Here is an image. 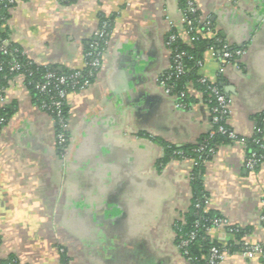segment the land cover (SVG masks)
I'll use <instances>...</instances> for the list:
<instances>
[{
	"label": "crops",
	"instance_id": "crops-1",
	"mask_svg": "<svg viewBox=\"0 0 264 264\" xmlns=\"http://www.w3.org/2000/svg\"><path fill=\"white\" fill-rule=\"evenodd\" d=\"M67 1V0H65ZM17 0L8 38L36 65L77 70L97 29L109 23L90 84L69 91L67 142L40 110L21 75L3 95L12 114L0 129V257L19 264H190L174 225L191 200L195 162L161 163L164 143H195L210 128L202 95L176 107L159 80L170 65L167 36L193 38L179 0ZM209 37L240 49L221 65L202 54L200 76L219 84L227 123L244 141L264 111V0H190ZM264 141V120L262 124ZM245 145V143H244ZM243 143L217 148L205 163V207L229 224L209 234L221 242L244 229L243 250L223 251L219 264H264V163L245 166ZM261 252H246V246Z\"/></svg>",
	"mask_w": 264,
	"mask_h": 264
},
{
	"label": "trees",
	"instance_id": "trees-1",
	"mask_svg": "<svg viewBox=\"0 0 264 264\" xmlns=\"http://www.w3.org/2000/svg\"><path fill=\"white\" fill-rule=\"evenodd\" d=\"M65 1V0H61ZM73 0H67L65 2H71ZM188 0H179L180 6L183 8L185 16L190 20V35L193 37L190 43H187L176 37L171 41L168 48L170 51V63L173 59V54L175 52H184L182 56V62L184 65L185 72L179 76L167 75L166 72L161 76V79L168 85H172V93L176 94L180 90L185 91L184 97H179L180 101L185 104V107L193 100L192 97L187 92V86H193L197 91L202 92V100L207 102L208 89L206 84H202L199 81V66L197 61L202 58L203 52L209 47H213L215 53L219 54L222 51V42L215 41V37H209L208 35H202L204 33L206 26L199 23L198 12H190L187 5ZM9 7L7 0H0V44L8 38V27L6 20L9 16ZM211 25V24H209ZM105 30L109 29V23L102 24ZM212 26V25H211ZM202 32V33H199ZM173 33V32H171ZM93 40V39H92ZM104 39H97L99 47L103 45ZM89 45V44H88ZM88 49V46H87ZM86 49V50H87ZM230 51L234 49L229 48ZM235 56L231 57L232 60ZM13 63L18 64V69H11ZM52 70L57 75H70L75 70L59 69L52 65H36L29 58H27L20 49L14 45L7 46V52L3 53L0 50V92L3 93L4 88L7 86L8 81L12 79L15 75L24 74V83L29 90L31 96L33 97L36 105L39 104L40 100L45 98L46 95H40L37 89L34 87V82L41 81L42 75L48 71ZM81 72L83 75H87L89 68L87 66L82 67ZM95 73L89 77L92 80ZM219 88L218 82L215 83ZM70 90L71 88L68 87ZM48 94L54 95L55 88L53 83L48 87ZM214 100L208 105H212ZM63 115L66 117L68 115V110L66 103L62 106ZM12 114V107L6 104L0 107V117L5 118V122L0 124L1 127L6 124L10 115ZM54 117V116H53ZM264 120V111L255 117V128L253 134L244 140L245 143V156L248 157L252 153L261 163L255 166L254 169L258 168L262 163H264V141L262 139V124ZM219 125H224L227 129L226 132L222 133L217 131ZM57 128V127H56ZM212 129L214 133L210 134L208 131L199 137L195 143L184 144L180 147L175 145L164 143V155L160 162L165 163L170 158H190L195 164L193 166L190 175V188H191V200L187 211L183 214V219L178 220L174 225L175 242L179 248L182 255L189 261L190 264H208V258L210 255V249L215 247L219 250H226L228 252H236L243 250L242 237L245 234L244 229L230 227L229 233L230 238L227 243L222 244L209 234V230L214 227L213 221L216 218L221 217L217 210H209L205 207V202L207 199V191L203 184V175L205 170V161L212 158L214 153L209 151V148L217 150L220 146L232 144L234 139L228 136V131L232 130L228 123H226L225 117L220 119L218 122L212 124ZM236 138L241 139L238 134ZM203 145L204 149L197 152V148ZM193 232V236L190 238V234ZM187 239V243L181 244L182 240ZM61 260L63 263L67 264V258L65 254L61 253ZM3 263L19 264L15 257H8L5 259H0Z\"/></svg>",
	"mask_w": 264,
	"mask_h": 264
},
{
	"label": "built area",
	"instance_id": "built-area-1",
	"mask_svg": "<svg viewBox=\"0 0 264 264\" xmlns=\"http://www.w3.org/2000/svg\"><path fill=\"white\" fill-rule=\"evenodd\" d=\"M17 2V0H7V3L10 5L9 9H11L14 4ZM188 9L190 12H195L196 8L193 5V3L188 0L187 2ZM7 22V20H6ZM185 22L187 25H190V20L186 18L185 16ZM199 23L204 24L206 26V29L202 35H211V28L209 27V24L206 21L198 20ZM106 32L104 29H97L94 35V39L89 42L88 49L85 52V66L89 68L87 75H83L80 69L75 70L70 75H57L54 71L48 70L42 75L41 81L34 82V87L37 89V92L40 95H46L45 98L41 99L37 107L42 110L43 112L49 114L55 124H56V133L55 137L58 142V144L64 148L66 142H67V128H68V120L67 116L65 117L63 115V109L62 106L66 102V97L69 91L74 89H81L86 86H88L91 82L89 79L90 76H92L99 68L100 62H99V56L101 54V48L98 45L97 39H105ZM177 37L174 33H169L167 36V46L170 45L171 41H173ZM215 41L219 42V38L215 37ZM209 50H214L213 47H209ZM0 50L3 53L7 52V45L3 42L0 44ZM169 51H171L169 49ZM242 53V50L235 49L234 51H230L229 47L226 44H222V51L221 53L217 54V57L219 61L221 62V65H224L228 61H236V58L239 57ZM184 55V52H175L173 54L172 62L170 63L168 69L166 70V74L171 76H179L185 72L184 65L182 62V56ZM235 56L232 60L231 57ZM197 65L199 68L202 65V59L197 61ZM11 69H18V64L13 63L11 66ZM24 79V74H20ZM199 81L202 84L207 85L208 89V98L207 103H211L212 100H214V103L212 105H209V111H210V128L208 132L210 134L214 133V129H212V124L218 122L220 119L225 117L226 123L229 116V102L226 98V96L222 93L221 89L212 81L206 79L203 76L199 77ZM53 83L55 88V94L49 95L48 94V87ZM159 83L161 87L164 89L166 93H171L176 98V107L184 108L185 104L180 101L179 97H184L185 91L180 90L178 93L174 94L172 93L173 86L166 84L162 79L159 80ZM68 87L71 89L69 90ZM201 95L202 92L198 91ZM6 98L4 97L3 93L0 92V107L5 106ZM54 116V117H53ZM5 122L4 117H0V124ZM219 132H226L227 129L224 125H219L216 129ZM228 136L232 139H234L233 143H243L244 141L242 139L236 138V133L233 130L228 131ZM245 147V145H244ZM204 149L203 145H200L197 148V152H200ZM209 151L211 153H215L216 150H213V148H209ZM207 161H205L206 163ZM261 163L260 159L256 158L254 154L252 153L250 156H245V166L246 168L253 170L255 166L259 165ZM264 220V215L262 217ZM214 227H221L226 226L229 224L227 218H216L213 221ZM193 236V232L190 234V238ZM187 239L182 240L181 244L187 243ZM246 252H261V246L255 245V246H246ZM224 250H219L215 247H212L210 249V255L208 258V264H219V261L222 257V253ZM0 259H3L0 257ZM0 264H10V263H3L0 260Z\"/></svg>",
	"mask_w": 264,
	"mask_h": 264
}]
</instances>
